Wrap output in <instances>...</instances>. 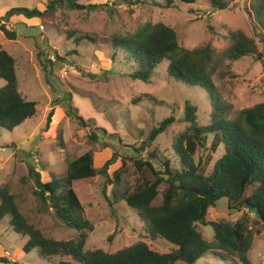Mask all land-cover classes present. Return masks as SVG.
<instances>
[{
  "label": "rangeland",
  "instance_id": "rangeland-1",
  "mask_svg": "<svg viewBox=\"0 0 264 264\" xmlns=\"http://www.w3.org/2000/svg\"><path fill=\"white\" fill-rule=\"evenodd\" d=\"M253 1L235 0L225 10L212 11L202 0L195 5L177 2L173 8L159 7L146 0L143 4H136L131 11L125 3L117 0H82L84 3H108L109 8L92 12L59 9L46 20L12 17L7 27L17 31V38L10 40L0 30V46L16 59L20 91L28 100L38 103L39 112L35 118L13 130H0V186L11 183L22 212L47 236L72 239L78 232L67 227L36 195L35 178L29 175L28 164L40 170L44 181H49L53 175L66 176L67 160H74L88 151L94 154L95 166L102 167L114 151L104 145H116L115 149L124 157L119 158L109 172L112 176L125 161L120 185H107L105 177L99 175L77 181L74 188L84 206L85 217L95 225L87 242L88 249L117 251L137 242L144 233L143 224L136 211L122 200V193L132 189L139 180L132 160V155L139 153L134 152L132 145L141 144L155 125L175 115L176 122L144 155L158 147L161 154L176 164L173 139L189 125L183 120L185 103L196 104L199 122L206 124L210 121L211 101L206 90L168 79L166 62L159 65L152 82L132 79L129 67L124 66V55L121 53L112 59L116 50L110 38L134 32L147 21L165 22L178 31L184 47L212 44L223 50L232 43L233 32L245 31L257 40L263 56L250 55L237 61L234 79L224 83V94L237 112L264 102V42H259L264 38V30L255 17L249 15ZM47 2L0 0V15L19 6L44 10ZM70 31L75 35H69ZM85 35L96 41L83 39ZM55 51L67 59L64 67L58 66ZM40 57L50 65L48 73ZM5 83L0 79V88ZM52 110L54 114L47 129V117ZM74 110L90 126H81L69 113ZM92 130L98 134L96 141L91 139ZM125 153H131V156ZM213 166L214 162L208 170ZM242 216L255 232L249 258L253 264H264V227H261V233L256 232L260 225L254 213L231 211L227 198H222L209 210L208 220L235 222ZM197 224L203 235L213 240L212 225ZM27 240L13 230L9 217L0 222V256L9 251L11 262H14L11 264H60L62 261L60 256L44 259L37 249L24 252ZM149 242L158 250L170 249L164 241ZM178 264L186 263L180 261ZM195 264L240 263L211 253Z\"/></svg>",
  "mask_w": 264,
  "mask_h": 264
},
{
  "label": "trees",
  "instance_id": "trees-1",
  "mask_svg": "<svg viewBox=\"0 0 264 264\" xmlns=\"http://www.w3.org/2000/svg\"><path fill=\"white\" fill-rule=\"evenodd\" d=\"M117 1L134 11L136 4H143L146 0ZM147 1L159 7L173 8L177 2L195 5L199 0ZM202 1L214 11L227 9L235 0ZM108 8V3H84L82 0H48L44 10L39 7H11L0 15V30L8 39L14 40L17 31L7 27L12 17L46 20L59 9L92 12ZM249 15L254 16L264 30V0H254ZM68 34L75 35L74 31ZM82 38L96 41L88 35ZM110 39L116 50L112 59L122 53L124 66L129 67L132 79L152 82L159 65L166 62L168 79L206 90L211 101L210 121L206 124L199 122L197 105L191 101L185 103L183 120L189 125L173 139L176 164L161 154L158 147L144 155L176 122L175 115L155 125L141 144L132 145L134 152L139 153H132L139 180L132 189L122 193V200L136 211L143 224L141 239L117 251L87 248L95 225L85 217L84 206L74 187L79 180L99 175L105 177L107 185H120L125 161L112 176L109 170L124 155L115 149L116 145L110 146L109 143L104 147H112L114 151L102 167L95 166L94 154L88 151L74 160H67L66 176L53 175L49 181H44L40 170L28 164L29 175L35 178L36 195L67 227L75 229L77 236L72 239L47 236L22 212L10 182L0 186V222L9 217L13 230L28 238L23 246L24 252L37 249L44 259L60 256V264H178L180 261L195 264L211 253L216 257L232 258L236 263L253 264L249 252L255 232L245 216L235 222L209 221L208 214L219 200L227 198L231 211L255 214L260 225L256 232L261 233V227H264V102L236 112L224 94V83L236 75L234 67L237 61L250 55L263 56L257 40L243 30H236L232 33V43L226 49L219 50L212 44L187 48L181 44L174 27L152 21L141 24L134 32L116 34ZM259 42H264V38ZM55 57L59 67L66 65L67 59L58 51H55ZM41 61L48 73L50 65L44 59ZM0 79L6 81L0 88V130H13L35 118L39 108L37 102L28 100L20 91L17 61L1 46ZM53 112L48 114L47 129ZM69 113L81 126H90L75 110ZM90 136L94 141L98 139L94 130ZM125 155L131 156V153ZM213 162V168L208 170ZM197 223L212 225L213 240L203 235ZM150 240L164 241L170 249L158 250ZM0 262L14 263L3 256H0Z\"/></svg>",
  "mask_w": 264,
  "mask_h": 264
},
{
  "label": "built area",
  "instance_id": "built-area-1",
  "mask_svg": "<svg viewBox=\"0 0 264 264\" xmlns=\"http://www.w3.org/2000/svg\"><path fill=\"white\" fill-rule=\"evenodd\" d=\"M3 256L4 257H8V258L11 257L9 251H5L4 254H3Z\"/></svg>",
  "mask_w": 264,
  "mask_h": 264
},
{
  "label": "clouds",
  "instance_id": "clouds-1",
  "mask_svg": "<svg viewBox=\"0 0 264 264\" xmlns=\"http://www.w3.org/2000/svg\"><path fill=\"white\" fill-rule=\"evenodd\" d=\"M3 257H4V256H3ZM6 258H7V259H9L10 261H12V260L10 259L11 257H9V258H8V257H6Z\"/></svg>",
  "mask_w": 264,
  "mask_h": 264
},
{
  "label": "crops",
  "instance_id": "crops-1",
  "mask_svg": "<svg viewBox=\"0 0 264 264\" xmlns=\"http://www.w3.org/2000/svg\"><path fill=\"white\" fill-rule=\"evenodd\" d=\"M2 256V255H1Z\"/></svg>",
  "mask_w": 264,
  "mask_h": 264
}]
</instances>
